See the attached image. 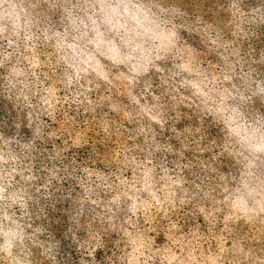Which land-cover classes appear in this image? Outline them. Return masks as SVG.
I'll return each mask as SVG.
<instances>
[{
	"label": "clouds",
	"instance_id": "clouds-1",
	"mask_svg": "<svg viewBox=\"0 0 264 264\" xmlns=\"http://www.w3.org/2000/svg\"><path fill=\"white\" fill-rule=\"evenodd\" d=\"M0 264H264V0H0Z\"/></svg>",
	"mask_w": 264,
	"mask_h": 264
}]
</instances>
